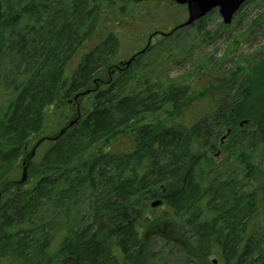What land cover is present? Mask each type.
Wrapping results in <instances>:
<instances>
[{"label":"trees","instance_id":"16d2710c","mask_svg":"<svg viewBox=\"0 0 264 264\" xmlns=\"http://www.w3.org/2000/svg\"><path fill=\"white\" fill-rule=\"evenodd\" d=\"M0 3V44L13 35L7 28L31 22L10 46L13 73L0 63V264L69 256L73 264H148L154 237L192 264H264V55L244 70L202 56L170 78L166 66L188 59L198 42L159 53L144 45L102 84L125 52L121 36L134 43L124 28L134 17L115 20L119 36L104 33L111 20L93 0ZM163 6L150 22L181 24L186 6ZM81 96L91 97L87 109ZM58 109L76 122L47 137L45 115ZM219 145L226 153L217 160ZM26 157L25 183H11ZM87 199L89 223L71 218ZM155 199L162 202L152 207ZM45 209L52 217L36 216ZM53 225L66 234L50 250Z\"/></svg>","mask_w":264,"mask_h":264},{"label":"rangeland","instance_id":"374dc122","mask_svg":"<svg viewBox=\"0 0 264 264\" xmlns=\"http://www.w3.org/2000/svg\"><path fill=\"white\" fill-rule=\"evenodd\" d=\"M93 1H95L102 8L104 15L109 17L111 20V23L106 25L107 30H105L104 33L110 29L116 30L112 29V27L114 28L115 20L119 19L120 16H129V18L132 16L134 17L133 19H136L135 21H124V28L132 32L130 35L131 39H133V44H128L125 41L126 38L123 39V37L118 33L119 30H116L117 34L122 38V44H124L122 47L125 50L124 54L120 56L119 60H126L129 55L133 53V51L141 49L148 40V35L157 28L164 32H168L174 28V24H166L164 22L157 24L158 22H153L154 20L150 22V17L155 15L157 11L160 10L163 12L161 8L164 7L163 4L167 0H141L140 2H135L132 0H113L114 3L111 4H108L106 0ZM186 12L187 11L184 12L180 21L183 22L186 19ZM146 19L147 22H143ZM198 21L199 20L195 21L192 25L186 26L182 30L177 29V34L172 37L163 36L160 34V32H157V35L152 36L153 38L150 39L149 45H152L154 50L158 49L153 53H159L161 48H167L169 51L176 52L182 48H186L187 45L193 43V41L198 42L193 50V53L188 59L180 63H170L166 66L168 77L171 78L183 74L184 71L189 68V64H191V62H197V58H201L202 56H204L208 62L217 60L219 58L221 60V58H223L222 63L225 67L229 68L242 66L244 70L248 66V63L253 62L260 55H264V6L261 4V0H245L229 24H224L222 22L217 9L211 10L205 16H203L201 22ZM30 23L31 22L24 19L23 21H19L13 27L7 28L8 32L6 33L13 35L5 39L3 44H0V49L2 50L0 55V63L1 67L3 66L7 70H5L7 75H10L9 72H12L7 69L8 66L10 68L12 67V64H16L18 62L17 57H15V55L12 53L13 51L10 47L17 39L15 33L29 34L26 28ZM197 25H199V27ZM137 33L144 34V37L135 39L134 37ZM200 34H202V36ZM198 36L200 39H198ZM79 99L81 100V105L84 108L87 109V107H90L91 97L81 96ZM69 105L72 106V109L69 112L75 113L76 103L70 102ZM61 106L64 107V105ZM64 115L65 113L61 111V109H58L56 113H51V111L50 113H46V121L44 122L43 129L47 137H53L64 124L66 125L68 123L69 117L66 118ZM226 141L227 139H223V142H221L222 146L226 143ZM242 144L245 145L243 148L244 150L246 149V153L249 154V152L252 150L251 147L248 146L247 149L246 142H243ZM255 151L256 150H253V153ZM212 152L214 154L218 152V155L215 156V158L218 160L222 155H224L225 151H222V147L219 145L216 150H213ZM257 163L260 167L264 168V151L261 157L257 159ZM237 164L238 167H242V165L239 163ZM21 172V170H18L10 176L11 183H15L20 179ZM10 186L11 185L7 186V190ZM15 188L16 187L11 186V192H13ZM88 202V199L87 203L86 201H82L80 205L77 206L79 209L76 212L70 214L71 218H79L81 216L87 215V217L84 218L83 223H89L90 215L88 212L86 213ZM50 211V209H45L44 212L37 213L36 211L35 214L37 213L36 216H43V218L47 220L49 217H52ZM157 211H159V209ZM58 213L59 212L57 211L54 216L56 221H58L59 217L61 216V214ZM150 213L151 212H148V214ZM46 226L48 225H44V228ZM18 227H21L23 230H25L29 227V224L22 222V224H20ZM168 228L169 225H167L164 230L167 231ZM52 229V236L49 244L50 250L58 248L66 234V229L61 228L60 226L53 225ZM38 233H40V231H38L37 234ZM37 234L35 236H37ZM38 238L41 240L43 239V236L38 234ZM151 242L152 243L148 249L150 254H148V256L153 258L148 261V264H192L185 260L178 248L173 247L171 244L165 243L162 238L154 237ZM209 260H212V257H210ZM60 261L61 264H68L70 262V260L66 257H62Z\"/></svg>","mask_w":264,"mask_h":264},{"label":"water","instance_id":"95a60500","mask_svg":"<svg viewBox=\"0 0 264 264\" xmlns=\"http://www.w3.org/2000/svg\"><path fill=\"white\" fill-rule=\"evenodd\" d=\"M177 4H185L187 8V18L180 24V26H188L192 24L195 20L203 17L205 14H207L212 9L217 8L219 15L221 16L222 22L224 24H228L231 22V19L234 15V13L239 9V7L243 4L244 0H170ZM0 18H1V3H0ZM175 27L174 29H176ZM143 51V49L141 50ZM132 58L126 60L124 62L125 66H128ZM88 91H85L82 94H86ZM76 122V119L71 120L68 123V126L73 125ZM246 120H242L239 125L242 126ZM65 129L61 130V133ZM229 132V130H227ZM225 136L221 137V140L224 139ZM38 145V144H37ZM36 145V146H37ZM36 148V147H35ZM35 148L31 150V153L29 156H33L35 152ZM215 155H218V152H216ZM28 156V157H29ZM26 157L23 160V169L21 173V177L18 181H16L17 184H22L27 179V165L26 160L28 159ZM9 184H7L8 186ZM161 203L160 199L153 200L150 205L152 207H156ZM213 263L216 264V260H213Z\"/></svg>","mask_w":264,"mask_h":264},{"label":"flooded vegetation","instance_id":"af4514ba","mask_svg":"<svg viewBox=\"0 0 264 264\" xmlns=\"http://www.w3.org/2000/svg\"><path fill=\"white\" fill-rule=\"evenodd\" d=\"M157 32H159V31H157ZM160 34H161V33H160ZM150 35H151V34H150ZM156 35H157V33H154V35H152V36H156ZM152 36L149 37V40L153 38ZM145 45H147V44H145ZM138 51H139V50L134 51L129 57H133ZM128 59H129V58H128ZM122 68H123V61L118 60L117 63H114V68H110V69H108V75H107V77L104 78V79H103V78H102V79H99V80L102 82V84H103L105 81H107V80H111V79H112V76L114 75V73H115L116 71L119 72ZM67 259L70 260L69 264H73V260L71 259L70 256H69Z\"/></svg>","mask_w":264,"mask_h":264},{"label":"bare ground","instance_id":"6f19581e","mask_svg":"<svg viewBox=\"0 0 264 264\" xmlns=\"http://www.w3.org/2000/svg\"><path fill=\"white\" fill-rule=\"evenodd\" d=\"M161 200V199H160ZM161 202H162V200H161ZM161 204V203H160Z\"/></svg>","mask_w":264,"mask_h":264}]
</instances>
